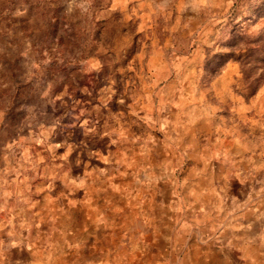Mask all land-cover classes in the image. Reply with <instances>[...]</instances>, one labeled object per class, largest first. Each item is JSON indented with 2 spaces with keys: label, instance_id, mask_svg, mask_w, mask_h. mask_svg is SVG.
Here are the masks:
<instances>
[{
  "label": "rangeland",
  "instance_id": "rangeland-1",
  "mask_svg": "<svg viewBox=\"0 0 264 264\" xmlns=\"http://www.w3.org/2000/svg\"><path fill=\"white\" fill-rule=\"evenodd\" d=\"M76 3L68 33L62 7L0 0V259L264 264V0ZM57 119L95 124L99 158L67 172Z\"/></svg>",
  "mask_w": 264,
  "mask_h": 264
},
{
  "label": "clouds",
  "instance_id": "clouds-1",
  "mask_svg": "<svg viewBox=\"0 0 264 264\" xmlns=\"http://www.w3.org/2000/svg\"><path fill=\"white\" fill-rule=\"evenodd\" d=\"M92 0H89V4H91ZM99 2L102 4L103 0H99ZM44 5L46 8H50L55 10L58 7H62L63 10L59 13L58 19L61 20V22L64 25V28L67 29L68 33H71L73 31V19L76 17L75 10L78 8H83V5H79L76 3V0H67V3H64V0H44ZM49 20H51V17H49ZM99 52H102V49L99 50ZM98 52V54H99ZM86 55V53H85ZM89 63L86 59H70L68 60L67 64L64 68L57 69L56 72L53 74L51 83L48 84V90L50 91L53 87L60 84L62 81H71L75 82L77 78L81 77V72L84 71V69H78L76 68V65L78 64H84L87 65ZM95 64L97 65L96 68V75L95 77H91L89 79V83L92 84L95 82L94 86H98L99 84H106L107 86L105 88L101 89V92H107L109 95L112 94V88L113 85L116 83L114 77L115 72L112 70V64H110L107 60L101 63L100 59H95ZM107 67L108 71L104 72L103 69ZM81 91H86V89H81ZM44 95H48V91L44 92ZM55 105L54 101H50ZM53 111L55 112V106L53 108ZM76 125L69 124V125H61L59 119H57L53 124V129H58L60 134H63L66 136L67 139H71L73 142L67 147L69 148V152L65 154L63 157L64 159V166L67 172H70L72 167H79L81 164V155H87L89 158L92 156H96L99 158V152L93 153L89 145L95 146L99 142L98 137L100 136L99 133L96 131V126L93 124L90 128H85L84 130V136L86 139L81 140L79 142H76L74 139L75 135V129ZM91 133V135H89ZM108 134V133H105ZM79 149L76 158L73 161H69L67 159L68 155L71 151H75ZM105 162H108L107 160ZM6 257L0 259V264H5Z\"/></svg>",
  "mask_w": 264,
  "mask_h": 264
}]
</instances>
